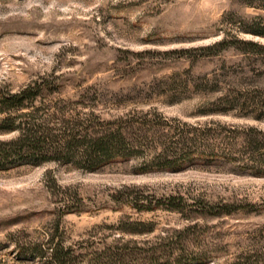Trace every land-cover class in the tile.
Listing matches in <instances>:
<instances>
[{
	"label": "rangeland",
	"instance_id": "1",
	"mask_svg": "<svg viewBox=\"0 0 264 264\" xmlns=\"http://www.w3.org/2000/svg\"><path fill=\"white\" fill-rule=\"evenodd\" d=\"M43 81L60 93L35 104L74 103L68 118L156 112L264 131L235 110L200 115L227 90L264 101V0H0V95ZM135 165L1 168L0 264H58L41 258L51 244L61 264H264V178Z\"/></svg>",
	"mask_w": 264,
	"mask_h": 264
},
{
	"label": "trees",
	"instance_id": "2",
	"mask_svg": "<svg viewBox=\"0 0 264 264\" xmlns=\"http://www.w3.org/2000/svg\"><path fill=\"white\" fill-rule=\"evenodd\" d=\"M229 47L224 39L209 50ZM44 91L60 93L58 87L43 81L15 94L0 95V116L4 115L0 118V134H20L9 142L0 141V169L79 158L82 169L90 172L135 161L136 174L228 166L237 174L264 178V131L256 127L219 122H179L173 126L156 112L135 111L110 121L92 113L78 120L67 117L69 112H76L74 103L58 101L38 107L35 103ZM240 95L227 90L223 98L200 115H228L235 110L238 117L263 120L264 101L253 97L247 105L245 100L240 101ZM174 200L169 199L170 205ZM232 206L225 204L221 211H232ZM46 253L54 263L63 262L64 253L58 245H49L41 258H47Z\"/></svg>",
	"mask_w": 264,
	"mask_h": 264
}]
</instances>
